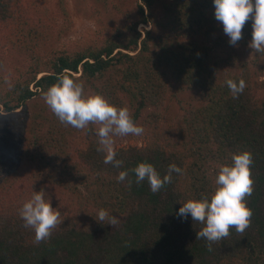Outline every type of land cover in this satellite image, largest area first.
Segmentation results:
<instances>
[{"label":"trees","instance_id":"obj_1","mask_svg":"<svg viewBox=\"0 0 264 264\" xmlns=\"http://www.w3.org/2000/svg\"><path fill=\"white\" fill-rule=\"evenodd\" d=\"M49 1L0 0V60L12 50L24 59L16 62V75L0 65V264H264V53L249 47L251 19L243 43L246 54L254 52V69L244 65L217 78L216 46L225 39L212 53L210 39L223 30L213 0H135L116 9L108 27L95 7L104 0H90L99 39L70 49L51 42L70 27L55 26ZM66 3H57L63 18ZM66 75L83 82L85 97L91 91L127 107L144 129L143 145L115 149L121 168L105 164V153L97 151L99 125L61 124L41 99ZM229 79L247 85L238 98ZM148 107L156 110L138 124ZM171 109L184 113L181 121H164ZM244 151L253 157L254 190L246 198L251 226L242 235L230 229L208 251L206 240H196L204 225L178 210L210 196L220 166ZM140 163L152 164L161 177L170 164L182 174L173 173L153 194L147 180L135 183L131 169ZM125 170L128 178L119 182ZM41 190L63 222L36 244L19 213ZM100 209L120 223L99 221Z\"/></svg>","mask_w":264,"mask_h":264},{"label":"clouds","instance_id":"obj_2","mask_svg":"<svg viewBox=\"0 0 264 264\" xmlns=\"http://www.w3.org/2000/svg\"><path fill=\"white\" fill-rule=\"evenodd\" d=\"M214 17L223 25V32L229 37V44L235 46L242 39V29L246 22L252 21V38L249 47L257 53H264V0H213ZM226 85L233 98L243 93L246 83L243 79L238 82L227 80ZM45 102L61 124L77 130H90V125H99L95 135L98 137V152L105 153L104 163L115 168H121L123 161L116 159L113 137L129 134L142 135L144 129L137 126L127 107L117 108L110 105L100 95L85 97L83 82H76L69 76H63L59 81L42 93ZM232 164L219 168L215 183L218 186L210 196L199 200H189L178 210L181 218L191 217L204 225L196 232V240L204 239L208 251L212 244L226 239L230 229L234 228L243 234L251 226L253 212L246 205V198L253 193L254 181L251 178L252 153L248 151L234 154ZM135 174V183L147 180L150 191L155 194L164 185L171 183L172 174H182V169L170 164L167 174L161 175L149 163H140L131 169ZM128 170L120 171L117 180L123 182L128 178ZM131 186L132 181H128ZM47 194L41 190L34 192L31 199L20 209V217L25 228L34 231V242L39 244L50 239L52 231L61 225V213L52 207ZM98 220L116 226L119 219L100 209Z\"/></svg>","mask_w":264,"mask_h":264},{"label":"rangeland","instance_id":"obj_3","mask_svg":"<svg viewBox=\"0 0 264 264\" xmlns=\"http://www.w3.org/2000/svg\"><path fill=\"white\" fill-rule=\"evenodd\" d=\"M58 1L60 0H50L49 1V10L53 11L55 15V26L59 25L63 29L65 25L70 27V30L67 32H63L61 37H59L55 42L54 39L51 40L52 44L57 48H68V46L75 45H89L95 44L98 39L99 35L97 33V19L98 16L91 12L92 3L90 0H64L67 1L66 5L68 6V11L66 12L67 17H62L58 14ZM121 0H104L102 2H97L96 10L102 14V18L99 17V21L101 19L104 20V26H112L114 25L115 18L113 14L116 9L120 8H130L131 4L135 2V0H130L129 4H125L124 2L120 6ZM91 13V15L89 14ZM104 28V27H103ZM138 29H143L142 26H139ZM223 29V27H222ZM245 33L242 29V39L237 42L235 46H232V53L228 52L229 46H227V42L229 43V37L220 29L216 30L213 36L211 37V45H212V53L214 52V48L216 45L220 43L221 37L225 40L223 43H220V46H216L217 54L219 56V63L215 67V73L217 78L224 77L225 73H230L234 75L239 68H242L244 65L247 66L248 69L253 70L254 66L251 64L252 58L254 55L253 53L246 54V46L243 43ZM4 50L3 48H1ZM48 49V47L46 48ZM6 50V49H5ZM28 58H34L33 52H28ZM26 60L28 58L24 57ZM5 64V71L10 72L13 75H16L17 72L15 70V64L17 61L20 63H24V59L12 51H4L2 54V58L0 60V65L2 62ZM240 70V69H239ZM264 78H260L259 81H263ZM93 95L91 91L86 92V97ZM190 97L189 94H186V98ZM192 105V104H191ZM193 106V105H192ZM176 109V108H175ZM175 109H171L169 113H166V117L164 121L167 123H173L176 121H181L184 113H178ZM156 109L153 107H148L142 113L141 118L138 121V124L143 122L147 117L153 114ZM115 143L114 148H126L128 146H141L144 143L143 135H126L122 137H113Z\"/></svg>","mask_w":264,"mask_h":264}]
</instances>
